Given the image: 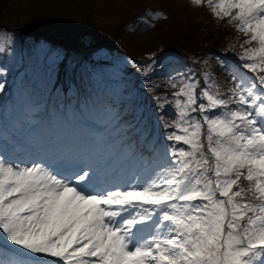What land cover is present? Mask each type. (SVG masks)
I'll list each match as a JSON object with an SVG mask.
<instances>
[{
    "label": "snow or ice",
    "instance_id": "6c2138e0",
    "mask_svg": "<svg viewBox=\"0 0 264 264\" xmlns=\"http://www.w3.org/2000/svg\"><path fill=\"white\" fill-rule=\"evenodd\" d=\"M191 3L243 37L238 70L215 56L226 88L207 70L168 76L178 90L152 96L163 157L144 137L154 155L126 175L55 129L0 130V264H264V0Z\"/></svg>",
    "mask_w": 264,
    "mask_h": 264
},
{
    "label": "rangeland",
    "instance_id": "374dc122",
    "mask_svg": "<svg viewBox=\"0 0 264 264\" xmlns=\"http://www.w3.org/2000/svg\"><path fill=\"white\" fill-rule=\"evenodd\" d=\"M3 2L6 3H1L0 9V14L4 16V23L0 22V68L5 69V72L0 74V82L4 83L5 87L0 92V115L2 113L6 115L4 124L0 122V130H5L4 135H7V130L19 121L25 123L22 126L32 127L38 133L42 129L41 119L44 121L46 115H53L55 120H52L50 127L55 122L52 127L59 126L65 140L78 136L82 139H91V142H86L87 154H103L107 159L114 155L116 157L113 162L121 168L131 159L134 164L131 172L136 169L140 159L138 157L133 160L136 146L141 145L140 148L145 147L147 152H150L149 155H142L143 157L154 155L150 151L152 145L143 144L145 140L139 142L141 135L139 130L144 131V136L141 135L143 139L154 137L158 141L161 157L164 156V147L169 143L163 139V130L156 123V113L155 111L151 113L148 102H143L141 92L148 91L154 96L161 95L162 92L171 93L178 90L164 87L163 82L169 75L177 78L176 73L182 74L186 68L196 69L193 66L196 64H190L186 55L193 59L202 56L204 60L208 58V56L204 58V55L210 53L213 55L209 58V64L217 63L212 47L222 29L231 46L236 45L233 49L235 53L240 51L239 44L243 41V37L226 22H217L205 6H195L191 0H41L39 6L41 9L56 11L62 19L73 22L86 20L92 10L90 5L95 4L91 14L93 22L91 25L87 23L83 26L84 29L88 28L93 32L107 25L108 29L119 31L113 34L123 38L124 46L133 51L130 55L115 50L114 47L96 46L98 38L92 33L85 34L81 31H73L69 36H62L70 43L67 45L50 38L33 37L22 31L25 24L30 25L32 19L28 11L36 4L35 1L4 0ZM5 4L15 7L10 18L6 14L7 9L3 7ZM156 13L162 15L156 16ZM51 16L58 17L54 13H50ZM141 18L146 20L147 24L142 23ZM178 22L185 23L188 28L193 29L197 39L204 35H212L213 41L210 39L208 44H201L191 53H186L184 49L181 52L171 50L158 56V53L153 54L155 52L141 49L140 46H145L144 42L154 36L158 29L161 28L159 32L163 34L168 28L176 27ZM207 31L210 33L206 34ZM79 32L81 34H78ZM72 48L85 51L94 48L96 51L94 54L96 64L92 68L90 62H83L77 67L82 72H79L80 76H86L84 87L80 82H76L74 76L77 72V64L73 61L74 54L68 52ZM135 53L140 54L139 58L142 60L145 57L147 59L140 65L151 63L149 57H153L156 65L151 81L153 84L159 82L160 87H153L152 91L148 90L144 77L137 71L140 65L134 58L137 55ZM54 54L58 55L54 56ZM229 65L231 70H238L232 59ZM197 70L201 69L198 67ZM217 74V78L213 75L214 79L222 88H226L230 83L228 71L221 70ZM14 82H17V86ZM10 87H13L16 95L24 96L22 102L16 104V100L8 95ZM79 88L83 90L81 95L77 93ZM197 91L199 92V88ZM15 105L18 113L10 110ZM29 108L30 114L25 115L22 111H27L26 109ZM61 111L62 115H59ZM114 112L118 114L116 119H113ZM76 114L93 122V130L78 131L72 125L67 126L68 132L60 128L65 125L63 123L68 116L72 117ZM38 115L40 116L36 117ZM120 122L126 125L124 128L132 125V129L116 130L115 126ZM166 122L171 123V120ZM55 130L58 131L57 128ZM71 130L74 132L73 135L69 132ZM180 146H184L182 142ZM184 147L187 150V146Z\"/></svg>",
    "mask_w": 264,
    "mask_h": 264
},
{
    "label": "trees",
    "instance_id": "16d2710c",
    "mask_svg": "<svg viewBox=\"0 0 264 264\" xmlns=\"http://www.w3.org/2000/svg\"><path fill=\"white\" fill-rule=\"evenodd\" d=\"M2 1V2H1ZM4 0H0V9L2 8L1 3H6L3 2ZM35 1V5H32L31 9L28 11L30 17L32 20H30V25L29 24H25V26H23V30L28 31V32H33L36 34H43L46 37L52 39V40H58L60 42L66 43L67 45H69L70 43L66 40L63 39L62 36H69V33L71 34L73 31H81L82 33L84 32L85 34H90L92 33V35H94L96 38H98L97 42L98 45L96 46H105V47H114V49H119L120 52H124V53H128L130 54L133 50L127 49L124 46V39L117 37L113 34V32H119V31H113L108 29L109 26L105 25L102 27V29L97 30L95 29L93 32H90L88 30V28H85L83 26H86L87 23L88 24H92L93 22V18H92V12H93V6L94 4L90 5V15L88 16V18L84 21H71L69 19H62L61 15L56 11H50L47 9H41L39 6L41 4V0H33ZM8 2V0H7ZM3 7H5L6 10V14L9 16V18L12 16V14L14 13V6H9V4H5ZM99 8V7H98ZM15 11V10H14ZM50 13H54L55 16L58 17H54L51 16L50 17ZM60 16V17H59ZM9 20V19H8ZM0 22L4 23V16L3 14H0ZM93 26V25H92ZM86 30L88 32H86ZM161 30L158 29L157 33L150 37V39L146 42H144V44L146 43L145 46L141 45V49L145 48L148 49L147 51H153L156 53L162 52V51H171L172 49H175L177 51H182V49H184L186 52L191 53V52H195L194 50H196V48H198L201 44H208L210 39L212 40V35H204L202 36L200 39L196 38V34L195 32L193 33V29L188 28L185 23H181L178 22V24H176V27L172 28H168L167 31L165 33L162 34V32H159ZM81 32H79L78 34H81ZM210 32H206V34H209ZM218 39L214 40L215 43L212 47V49L216 50L219 53H225V54H230V55H234L235 54V50L231 53L226 52V49L229 48L231 46L229 40L226 39L225 37V31H223V29L218 33ZM162 46V47H160ZM186 46V47H184ZM194 49V50H193ZM68 50V49H67ZM158 50V51H157ZM69 53L74 54V62L76 61V69L77 67L80 66L81 63L83 62H90V63H94L95 59H94V54L96 53V51L94 50V48H88V50H74L73 48L70 50H68ZM216 52V53H217ZM137 54V53H135ZM143 54V53H142ZM141 54V55H142ZM68 55V54H66ZM132 55V54H130ZM140 54H137L136 56H134V58L136 60H138V65H140V63H144L147 61L146 57L144 60H142L141 58H139ZM199 57V56H198ZM197 57V58H198ZM202 57V56H201ZM198 58V59H202V58ZM196 58V59H197ZM144 65H140V67H142ZM203 69L205 68L202 65ZM208 71H210L211 73L214 72H220L221 68L217 65V64H212L210 67L205 68ZM81 73V72H80ZM79 72L75 73V78L79 81L83 80L80 76ZM85 76H83L84 78ZM160 91V89H159ZM142 99L143 102H148L149 106H153L155 105L154 100L152 99V95L150 92L148 91H142ZM146 99V100H144Z\"/></svg>",
    "mask_w": 264,
    "mask_h": 264
}]
</instances>
